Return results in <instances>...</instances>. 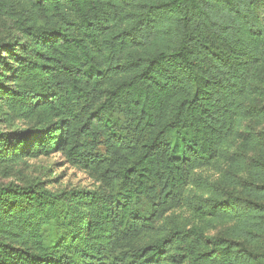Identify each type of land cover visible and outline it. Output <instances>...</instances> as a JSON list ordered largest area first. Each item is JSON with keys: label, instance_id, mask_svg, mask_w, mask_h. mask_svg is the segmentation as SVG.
Masks as SVG:
<instances>
[{"label": "trees", "instance_id": "obj_1", "mask_svg": "<svg viewBox=\"0 0 264 264\" xmlns=\"http://www.w3.org/2000/svg\"><path fill=\"white\" fill-rule=\"evenodd\" d=\"M16 1L0 169L60 151L102 184L0 185V264H264V0ZM222 161L197 221L157 228Z\"/></svg>", "mask_w": 264, "mask_h": 264}, {"label": "rangeland", "instance_id": "obj_2", "mask_svg": "<svg viewBox=\"0 0 264 264\" xmlns=\"http://www.w3.org/2000/svg\"><path fill=\"white\" fill-rule=\"evenodd\" d=\"M0 4V36H9L14 31L8 29L9 19L2 15L1 10L5 9L9 3L12 7L19 9L15 0H4ZM10 6V5H9ZM120 119L125 123L126 118L121 113L118 114ZM31 123L27 120H16L13 127L26 128ZM245 125L250 126L255 133L264 131V122L255 119L248 120ZM12 127V126H7ZM226 167V162L222 161L219 165L198 171L192 180L191 186L188 188L187 199L181 208L171 211L166 217L157 224V228L162 227L164 220H174L180 223H192L197 221L196 214L200 212L197 209L198 201L196 197L207 196L212 183H216L221 178L222 170ZM14 182L18 184L41 183L43 186L51 190H60L63 188H98L101 186L95 177L89 172L72 165L62 152H54L50 155H40L39 157H26L22 161L10 165L8 168L0 169V185ZM234 223L222 222L216 220L213 223L209 233L217 234L227 230Z\"/></svg>", "mask_w": 264, "mask_h": 264}]
</instances>
